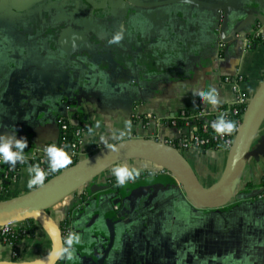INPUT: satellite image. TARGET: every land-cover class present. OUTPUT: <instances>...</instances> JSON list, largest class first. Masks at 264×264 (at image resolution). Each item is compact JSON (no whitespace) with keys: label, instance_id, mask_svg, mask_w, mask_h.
Returning a JSON list of instances; mask_svg holds the SVG:
<instances>
[{"label":"crops","instance_id":"crops-1","mask_svg":"<svg viewBox=\"0 0 264 264\" xmlns=\"http://www.w3.org/2000/svg\"><path fill=\"white\" fill-rule=\"evenodd\" d=\"M34 18L39 33L15 41L10 31L23 23L33 27ZM117 32L123 39L110 44ZM257 33L264 38V0H52L36 11L10 12L0 17V132L17 129L31 147L57 144L59 120L78 124L84 117L88 157L130 139L190 137L198 131L196 121L175 127L169 119L181 111L217 114L228 107L236 95L225 77L241 76L249 97L263 84L264 44L246 43ZM212 88L222 100L215 109L193 95ZM210 154L219 155L216 171L222 173L229 153L202 155ZM123 165L140 174L117 186L125 199L119 213L105 191L80 204L86 188L49 210L59 226L71 217L72 234L80 237L69 246L73 259L66 264H264V192L243 198L264 191V121L241 176L239 200L221 210L193 206L155 164L129 160L113 168ZM30 166L20 169L0 202L37 188L27 186ZM112 169L91 186L114 179ZM197 178L206 188L213 185L206 176ZM123 212L135 213L121 221ZM214 215L216 225L209 223ZM30 222L34 234L21 240L19 259L0 242V262L50 258V232L39 221L23 222L30 230Z\"/></svg>","mask_w":264,"mask_h":264},{"label":"water","instance_id":"water-1","mask_svg":"<svg viewBox=\"0 0 264 264\" xmlns=\"http://www.w3.org/2000/svg\"><path fill=\"white\" fill-rule=\"evenodd\" d=\"M8 1L0 0V14L6 11ZM41 1L44 0H11V5L16 12H27ZM190 3L192 4V2ZM64 45L67 46V42ZM263 121L264 82L252 97L244 113L234 145L228 152V159L221 179L209 188L201 184L178 148L153 138L130 139L111 145L83 159L72 168L60 172L43 186L37 187L21 198L0 202V227L28 220L41 222L53 238L54 249L50 258L36 264L63 262L65 258L56 257L57 253L65 249L62 231L50 217L49 210L82 188L101 180L105 173L114 166L129 160L147 161L159 168L166 169L170 176L165 177L181 186L188 200L196 208L209 211L224 209L235 200H239L237 191L241 176L251 158V147ZM108 189V186L104 184H94L91 193L97 194ZM263 192V190L256 191L248 196H243V198L254 199ZM117 201L122 202V199ZM7 264L25 263L7 262Z\"/></svg>","mask_w":264,"mask_h":264},{"label":"built area","instance_id":"built-area-1","mask_svg":"<svg viewBox=\"0 0 264 264\" xmlns=\"http://www.w3.org/2000/svg\"><path fill=\"white\" fill-rule=\"evenodd\" d=\"M260 38L263 37L261 36V34L257 33L255 35V38L249 40L246 43L248 46H251L255 40ZM224 47V44H222L221 49H223ZM224 81L226 83H231L233 81V89L236 97L232 104H230L226 108L221 109L217 114H211L209 112H206L205 110H202L197 115H190L185 111H181L176 117L170 118L168 122L172 126L176 127L180 122H183L185 126H189L193 124L194 121H196L197 124H202L201 131H197L196 134H193L190 137L182 136L175 140H163L162 142L167 145L176 147L181 152L185 153L190 151L203 152V150L205 149L222 150L229 152L234 145L237 132L242 124L244 113L251 101V97H249L248 94L241 89L240 83L243 81L241 76H238L235 80H232L231 77H225ZM221 113H224L228 119L237 122L239 127L236 132L231 135L219 136L213 131V129L211 128V121L215 120ZM162 122L163 121L161 119L157 120V124H161ZM71 124L72 123L66 119L59 120L60 137L57 145L64 146L66 148V151L70 155V163L65 168L60 169V172L72 168L83 159L88 157L87 152L84 149V136L87 131L86 126L82 125L81 127L76 128L71 134L72 136L69 140ZM156 139L160 140L159 138ZM46 145L40 147L28 146L25 151L26 153H30V155L28 156V159L26 161H28L30 165L39 164L42 169L47 170L48 162L44 153V147ZM19 173L20 170L11 168L7 164H4L2 161H0V195L7 193L8 186L18 180ZM158 173L161 176H170V173L163 168H160ZM53 174L54 173L47 175L44 184L56 176H54ZM61 231L63 236L64 248L66 249L69 246L67 240L70 234H72V230L71 227H65L64 229L62 228ZM28 236H31L30 228L26 223L23 222L0 227V242L9 244L12 247L15 240L27 238Z\"/></svg>","mask_w":264,"mask_h":264},{"label":"clouds","instance_id":"clouds-1","mask_svg":"<svg viewBox=\"0 0 264 264\" xmlns=\"http://www.w3.org/2000/svg\"><path fill=\"white\" fill-rule=\"evenodd\" d=\"M123 39V33L117 32L109 40L110 44H117ZM193 95L198 97L202 103L211 105L213 109L217 108L221 103V97L216 88L210 90L194 91ZM236 121L228 119L224 113H221L215 120L211 121V128L219 136L231 135L238 130ZM15 131L0 132V161L7 164L11 168L20 163L23 164L28 159L30 153H26L29 142L24 136H17ZM44 153L48 162L47 170L42 169L39 164L31 166L29 171V180L27 186L29 188L43 186L47 175L55 173L62 168H65L70 163V155L64 146H58L55 143L48 144L44 147ZM139 170L129 168L127 165L115 167L112 169V175L116 179L117 186H124L130 181H134L139 176ZM73 239L77 243L80 241L78 235L70 234L67 243L69 246L73 244ZM74 249H64L57 253V258L73 259ZM0 264H7V261H2Z\"/></svg>","mask_w":264,"mask_h":264},{"label":"flooded vegetation","instance_id":"flooded-vegetation-1","mask_svg":"<svg viewBox=\"0 0 264 264\" xmlns=\"http://www.w3.org/2000/svg\"><path fill=\"white\" fill-rule=\"evenodd\" d=\"M49 1H52V0H44V1H41V2H39V3H37L32 9H30L29 11H31V10H33V11H36V9H37V7L39 6V5H41V4H44V3H47V2H49ZM9 2V4H8V7H7V9H6V11L5 12H3V13H1L0 14V17H2V16H4L5 14H8V13H10V12H15V13H18V14H24V13H26V11L24 12H16V11H14L13 10V8H12V5H11V0H9L8 1ZM28 12V11H27ZM35 17V16H34ZM34 24H32L33 25V27H30L29 25H27V24H25V23H23L21 26L19 25V27L17 26V28L15 29H13V30H11L10 31V35H12V36H14L15 37V41L17 40H19L21 37H23L24 36V34H26L27 32H31V33H39V29H38V27H36V22H35V18L33 19V21H32ZM25 37V36H24ZM114 180H115V178L114 179H112V180H109L108 182H107V184H106V186H108V190L107 191H105L106 192V195H108L110 198H111V200H113V202L115 203V202H118L117 200H119V199H122V202L121 201H119L117 204L118 205H116V207H115V210H116V212H120V208H121V206H123V202L125 201L124 200V198L123 197H120L119 196V192H118V187H117V185L115 184V182H114ZM98 185H101V184H98ZM93 186V185H92ZM92 186L91 185H88L87 187H85L86 189H84V191H82V193H81V195H82V197H81V201H80V204L81 203H87L86 201H88L87 199H89L90 200V198L91 197H89V195L90 194H92L91 193V188H92ZM93 195V194H92ZM125 205H127V204H125ZM124 207V206H123ZM127 208V207H126ZM135 212H123V215L120 217V220L122 221V220H124V221H129L130 219H131V216H132V214H134ZM239 214H241V215H243L244 214V212H238ZM235 214V213H234ZM233 214V215H234ZM217 215H214L212 218H209V223H211V224H213L218 218L216 217ZM214 219V220H213ZM213 220V221H212ZM70 221V224H71V217L70 218H68L66 221H64L63 223H61L60 224V227H61V229L63 228V225H64V228L65 227H70V225L68 224V225H66V223L67 222H69ZM212 221V222H211ZM235 221V224H238V222L236 221V220H234ZM215 225L217 224V223H214ZM234 224V225H235ZM63 228V229H64ZM68 248H69V246H68ZM186 258L188 259V261L190 262V260H191V258H192V256L190 255V254H187V256H186ZM66 260H67V258H66V255H65V259H64V261H63V264H66ZM189 264V263H188Z\"/></svg>","mask_w":264,"mask_h":264},{"label":"rangeland","instance_id":"rangeland-1","mask_svg":"<svg viewBox=\"0 0 264 264\" xmlns=\"http://www.w3.org/2000/svg\"><path fill=\"white\" fill-rule=\"evenodd\" d=\"M153 123L155 124L156 122H154L153 120ZM201 153L202 152H194V151H190L186 153L182 152L184 158L191 166L195 175L199 178H201V176H206V178L208 179L207 181H209V183H213L214 185L221 179V176L224 172V170L222 173L216 171V166H219L221 162L219 159V155H213V154L202 155ZM221 156L225 160L224 155L221 154Z\"/></svg>","mask_w":264,"mask_h":264},{"label":"trees","instance_id":"trees-1","mask_svg":"<svg viewBox=\"0 0 264 264\" xmlns=\"http://www.w3.org/2000/svg\"><path fill=\"white\" fill-rule=\"evenodd\" d=\"M254 43L255 44H264V38H260V39H257V40H255L254 41ZM82 125H85L86 126V130L88 131V129H89V124L87 123V121H85V118L84 117H80V119H79V122H78V124H71V128H70V132H69V140L71 139V134L74 132V130L76 129V128H78V127H81ZM184 125V123L183 122H180L179 123V125L178 126H183ZM201 126H202V124H198V132H200L201 131ZM200 130V131H199ZM68 140V141H69ZM177 142V141H176ZM208 149H205V150H203V152H202V154H206V153H208ZM30 164H29V162L28 161H26L25 163H23V164H17L16 166H15V169H17V170H20L21 168H23V167H28ZM31 166H33V165H31ZM30 166V167H31ZM58 173H60V171H57V173H54L53 175L55 176V175H57ZM114 182H115V184H116V179L114 180ZM117 185V184H116ZM263 188H264V184H263ZM70 225V221L69 222H67L66 223V225ZM30 225H31V230H30V233H31V236H28L27 238H29V237H32L33 236V234H34V230H33V228L34 227H32L33 226V224H32V222H30ZM63 228H64V225H63ZM23 239H25V238H21V239H17V240H15L14 242H13V249H14V251H15V259H19V244H20V242H21V240H23ZM59 264H63V262H61V263H59Z\"/></svg>","mask_w":264,"mask_h":264},{"label":"bare ground","instance_id":"bare-ground-1","mask_svg":"<svg viewBox=\"0 0 264 264\" xmlns=\"http://www.w3.org/2000/svg\"><path fill=\"white\" fill-rule=\"evenodd\" d=\"M264 184V183H263ZM83 189V188H82Z\"/></svg>","mask_w":264,"mask_h":264}]
</instances>
